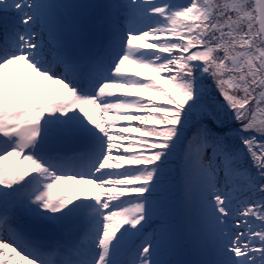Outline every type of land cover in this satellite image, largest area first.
Returning a JSON list of instances; mask_svg holds the SVG:
<instances>
[{
    "label": "snow or ice",
    "instance_id": "6c2138e0",
    "mask_svg": "<svg viewBox=\"0 0 264 264\" xmlns=\"http://www.w3.org/2000/svg\"><path fill=\"white\" fill-rule=\"evenodd\" d=\"M0 21V264H264V0Z\"/></svg>",
    "mask_w": 264,
    "mask_h": 264
},
{
    "label": "rangeland",
    "instance_id": "374dc122",
    "mask_svg": "<svg viewBox=\"0 0 264 264\" xmlns=\"http://www.w3.org/2000/svg\"><path fill=\"white\" fill-rule=\"evenodd\" d=\"M71 3H80V4H104L109 3L110 0H69ZM2 24V21H0Z\"/></svg>",
    "mask_w": 264,
    "mask_h": 264
},
{
    "label": "trees",
    "instance_id": "16d2710c",
    "mask_svg": "<svg viewBox=\"0 0 264 264\" xmlns=\"http://www.w3.org/2000/svg\"><path fill=\"white\" fill-rule=\"evenodd\" d=\"M133 125L135 126L136 125V122H133ZM133 135H135V134H133Z\"/></svg>",
    "mask_w": 264,
    "mask_h": 264
}]
</instances>
